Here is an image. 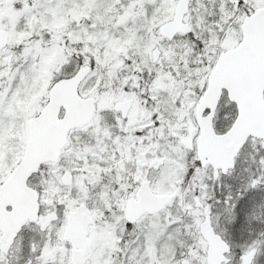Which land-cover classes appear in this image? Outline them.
I'll list each match as a JSON object with an SVG mask.
<instances>
[{"label":"rangeland","instance_id":"rangeland-1","mask_svg":"<svg viewBox=\"0 0 264 264\" xmlns=\"http://www.w3.org/2000/svg\"><path fill=\"white\" fill-rule=\"evenodd\" d=\"M13 1L0 0V27L9 31L8 45L0 52V180L4 160L10 168L11 158L13 163L19 160L26 120L40 109L49 84L63 70L73 72L80 65L64 51L69 37L78 57L92 63L79 92L96 97L97 107L88 125L71 131L59 161L47 163L39 173L41 204L56 213L52 226L60 221L63 226L68 210L88 202L94 223L85 264H205L206 242L198 232L205 220L231 246L225 264H243V256L251 252L250 264H264V186L250 169L256 138L248 140L235 167L225 175L194 164V142L191 148L186 146L196 127L194 112L208 71L205 65L188 64L187 55L181 54L191 51L190 34L169 41L158 34V26L172 17L178 0H127L115 11L119 25L131 22L124 47L121 31L115 37L90 32L97 20L91 13L112 8L111 0H18L21 7ZM263 4L264 0H218L219 13L211 19L212 7L208 10L202 0H191L184 21L192 32L196 30L194 35L212 62L240 40L242 9ZM68 23L69 31L61 32ZM131 32L138 33L140 44L129 51ZM154 48L160 51L157 64L161 67L150 68L153 79L147 89H140L148 98H142L124 88L138 70L130 54L151 55ZM125 97L132 98L133 105L121 118L114 105ZM227 101L222 98L214 118L217 132L226 129L235 115ZM106 112L114 115L120 134L114 135L104 125ZM81 137H88V143ZM65 170L72 174L69 184L62 181ZM101 173L109 183L99 184ZM145 178L153 192H174L176 197L162 212L142 216L127 231L124 203ZM209 179L221 183L223 196L212 211L207 204ZM126 231L131 239L120 243ZM57 237L52 247L43 244L41 255L52 256L51 264H70L69 249L60 234ZM45 260L41 264H48Z\"/></svg>","mask_w":264,"mask_h":264},{"label":"water","instance_id":"water-1","mask_svg":"<svg viewBox=\"0 0 264 264\" xmlns=\"http://www.w3.org/2000/svg\"><path fill=\"white\" fill-rule=\"evenodd\" d=\"M190 0H178L173 16L159 26V34L172 39L176 34H187L191 27L183 21ZM9 33L0 28V51L7 45ZM91 65H81L73 74L55 80L48 88L47 102L40 111L27 120V140L21 160L13 173L0 182V231L4 241V197L19 209V224L37 215V193L28 186L29 177L37 173L46 162H56L68 143V132L82 128L93 118L96 98L79 94L80 83L88 75ZM233 102L236 115L222 133H217L213 118L222 94ZM132 100L119 101L114 107L125 117ZM63 111L61 116L60 112ZM198 131L195 141L200 166L210 165L215 171L226 174L234 168L235 158L249 137L262 140L264 145V6L245 16L241 23V38L229 50L219 53L207 75L206 88L195 109ZM191 142L187 143L190 147ZM71 175L65 172L64 183ZM174 193H153L148 179H143L134 196L125 201L123 216L128 224L135 223L144 214H156L174 198ZM15 199L16 201H12ZM94 219L85 203L78 204L67 215L64 239L71 244V264H85L92 244L88 237L89 226ZM207 242L206 264H223L230 245L223 236L206 221L198 226ZM253 254L244 256V264H250Z\"/></svg>","mask_w":264,"mask_h":264},{"label":"flooded vegetation","instance_id":"flooded-vegetation-1","mask_svg":"<svg viewBox=\"0 0 264 264\" xmlns=\"http://www.w3.org/2000/svg\"><path fill=\"white\" fill-rule=\"evenodd\" d=\"M263 5H260V6H263ZM260 6H258V7H260ZM256 8L255 7L252 9L249 8L248 11H245V13L243 14V17L252 13L253 10ZM176 36H178V35H176ZM164 39H166V38H164ZM166 40L169 41V39H166ZM159 52H160L159 49L154 48L151 52V55L146 54V53H144V54L137 53L134 56L130 57V59L132 58V60H135L138 63V70L134 74H132L131 77H133V79H131L129 81L131 85H126L124 87L125 89H127V88L130 89L131 91L137 93L139 95V97H142V98L147 97L148 98V93L147 92H140V89H143L144 87L147 89V86L149 85V83H151V81L153 79L154 73L150 72V68H152L154 66H160L159 64H157L158 63V55L160 54ZM132 60H130V62ZM162 70H163V66H162ZM145 80H146V82H145ZM144 82H145L146 86L143 85ZM115 84H116V82H115ZM126 99L132 100L131 107H130V109H131L132 105H133V99L130 97H125L123 99H120L116 102V104L119 101L126 100ZM146 107H148V106H146ZM130 109L128 110V113H129ZM114 112L118 113L121 118H126L128 115V113H127V115L125 117H122L121 112L116 110L115 107H114ZM109 113L110 112H106L104 116L106 117ZM102 120H104V118H102ZM109 121H111L113 123H110ZM115 123L116 122H115V118L113 115V117L108 118L107 124H104V125L110 126L111 130H113V134L118 135V134H120V131H118L117 128L115 127ZM100 126H103V124H100ZM145 130L146 129H144V131ZM224 131H225V129L221 132H224ZM70 133H71V131H70ZM197 134H198V132L196 131L194 136L191 137V132H190V137H189V141H188V143L191 142V144H192L190 146V148L193 146V142L195 143V139H196ZM26 138H27V126H26ZM26 138H25V140L23 138V142H21L22 152H21L19 160L17 162L13 163L15 161V158L10 159V164H12V168L9 167L8 161L4 160V181L13 173V171L17 167V165L21 159L22 153L24 152V146H25ZM85 138L86 139H84V137H81V141H86L88 143V139H87L88 137H85ZM68 139H69V137H68ZM60 157H61V154H60ZM60 157L58 158V160L56 162L59 161ZM56 162H49V163H56ZM40 171H41V169L38 170L37 173L32 174L29 177L28 182H27L28 186L31 187L33 190H35L37 193L38 211H37V215L35 217H33V219L28 218L24 223H21V225H20L19 224V219H20L19 209L14 208V206L9 203L8 198L4 197V241L1 240L2 232L0 231V264H41V262L45 259H46L44 261L45 263H48V264L53 263L51 261L52 256L41 255V252L43 249L42 246H43V244H46L47 246L52 247L53 243L55 244L54 241L59 240V238L57 237L58 234H60V237L64 241V244L67 245L66 248L69 249V253H70L69 262L71 264V244L68 241H66L63 237L64 228L66 226V221H67V215H68V212L70 210H68L67 213L65 214V223L63 224V226H61L62 221H60L58 223V226H56V227L52 226V223H53V221H55V218H56V213L54 212L53 209L44 208L41 204V189L39 186V180H40L39 179V173H40ZM65 172H68V171L65 170L63 172V174ZM68 173L72 176V174L70 172H68ZM63 174H62V176H63ZM135 192H136V190H135ZM175 195H176V193H175ZM12 201L14 202L16 200L12 199ZM88 234H89V231H88ZM41 237H42V241H41ZM88 237H89V235H88ZM91 247H92V244H91ZM91 247H90V250H91ZM89 253H90V251H89ZM89 253H88V255H89ZM87 256H86V258H87ZM243 258H244V256H243ZM54 260H56V258H54ZM226 261H227V258H224L223 262L226 263Z\"/></svg>","mask_w":264,"mask_h":264},{"label":"trees","instance_id":"trees-1","mask_svg":"<svg viewBox=\"0 0 264 264\" xmlns=\"http://www.w3.org/2000/svg\"><path fill=\"white\" fill-rule=\"evenodd\" d=\"M112 1L113 3V7L110 9H105V12L102 13L100 11H97L95 14L91 13V15H96L97 20L95 21V25L93 26V28L90 29L91 33H104L107 34L109 36H113L115 37L117 35V31H121L120 32V39L122 41V45L123 47L125 46V43L123 42L126 39V35L129 33L130 31V24L131 22L126 21L125 25H119L116 21L118 20V16H117V9H121L122 7H124L126 5L127 0H111V6H112ZM105 2V0H104ZM202 2L205 4V7L209 10L211 7L213 9V15L211 17V19H215L217 18V15L219 13L218 10V0H202ZM13 5H15V7H21L20 2L18 0H14L13 1ZM228 6V5H227ZM251 9V8H250ZM242 10L244 11H248L249 8L247 6H245ZM116 11V13H115ZM218 11L217 13L214 12ZM148 14V11L146 12ZM70 24L68 23L67 25L63 26L60 31L62 32V29H64V31L66 30V32L69 31L70 28ZM196 31V30H195ZM194 31V32H195ZM194 32L190 33L191 36V41L188 42V46L190 48L191 51L189 52H185L182 51V56L184 57V55H187L185 58H187L188 60V64L189 63H193L197 66H206L207 71L210 69L212 62H209V60L207 59V55L206 52L204 50L203 47V42L201 41V39L197 38L196 35H194ZM132 34V32H131ZM132 36L133 38V42L132 45H128L129 47V51H131L132 49H135L139 47V37H138V33H133ZM64 51L67 54V57L70 58V61L72 60L74 63L76 64H81L83 61L81 60L80 57H78V54H80L77 51V48H74L72 46V42L71 40L68 38H65L64 40ZM132 53V52H131ZM130 54V53H129ZM136 53H132L130 54V57L134 56ZM68 68V67H67ZM67 72H63L60 73L58 75V77H64V76H68L71 73V70L68 68L66 70ZM57 77H55L54 79H56ZM53 79V80H54ZM115 83V81H114ZM229 102V101H227ZM43 103V100L41 101L40 105ZM229 104L232 105V109L235 112L234 106L232 103L229 102ZM113 117V115L111 113H109L106 117L104 116V120L107 123L108 118ZM110 123H113L111 121H109ZM84 139H86L84 137ZM257 145H256V152L254 153V155H252L251 157V172L253 174V176L256 178L257 182L261 185L264 186V145L262 144V142L258 139H256ZM194 164H197V161L195 160ZM99 184L101 183H109L108 177L106 175H104L103 173L100 174L99 176ZM121 184H125L126 181H124V178L121 179ZM208 194L210 196V198L207 201L208 204V208L212 211L213 209H215L222 201L223 196H222V189H221V183H219V181L216 179H209L208 180ZM88 206L89 203L87 202ZM238 224V221L233 223V226H236ZM130 225L127 226V231L129 230ZM126 231V233H124L123 235H121V242L123 241H127L129 239H131V237H129L128 232ZM119 245V244H118Z\"/></svg>","mask_w":264,"mask_h":264}]
</instances>
